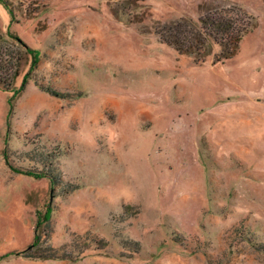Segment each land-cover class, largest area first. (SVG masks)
<instances>
[{"label": "rangeland", "instance_id": "rangeland-1", "mask_svg": "<svg viewBox=\"0 0 264 264\" xmlns=\"http://www.w3.org/2000/svg\"><path fill=\"white\" fill-rule=\"evenodd\" d=\"M214 12L233 59L161 39ZM0 40V264H264V0H0Z\"/></svg>", "mask_w": 264, "mask_h": 264}, {"label": "trees", "instance_id": "trees-1", "mask_svg": "<svg viewBox=\"0 0 264 264\" xmlns=\"http://www.w3.org/2000/svg\"><path fill=\"white\" fill-rule=\"evenodd\" d=\"M234 9L236 10L238 8L234 7ZM242 20L244 21L246 19H242L241 17L238 19V17L235 18L234 16L228 18L224 14L214 12L208 13L201 18V26H198L194 23L188 24V22L180 20L179 22L169 24L163 27L162 32L159 33L164 43L173 46L179 54L190 55L195 53L199 57L202 56V61L209 55V53L205 49L206 45L208 43L217 45L220 47L221 51L217 56L216 61L223 63V61L231 60L238 55L241 41L243 40L244 36L249 32L250 28ZM15 39L19 41L18 38ZM23 47V52L22 50H20V52L22 53H19L14 50L15 53L18 55H12V58H7L8 60L4 59L6 54L0 53V71H2V74L5 75L3 79L0 78V86L4 88H10L14 77L18 74L19 68L21 66V59L33 54V51L30 50L27 46L23 45ZM14 57H16L17 59L15 62H13ZM38 63V58L35 57L32 61V72L36 70ZM10 68H15V71H13V75L9 74L8 69ZM4 72H6V74ZM25 88L26 86L24 85L20 92H23ZM47 91L49 92L50 90L47 89ZM52 93L57 95L56 92ZM41 176L39 178H41ZM37 218L38 222L36 225V241L33 245L35 247L41 241L39 229H41V226L43 224H47L51 221V206H47L46 212L43 215L41 212H38ZM52 232L53 231L51 230L50 233L52 234ZM46 235L48 237V234ZM93 241L95 243H98V245L101 242V240L97 241V238H93ZM51 252H54V250H52Z\"/></svg>", "mask_w": 264, "mask_h": 264}]
</instances>
